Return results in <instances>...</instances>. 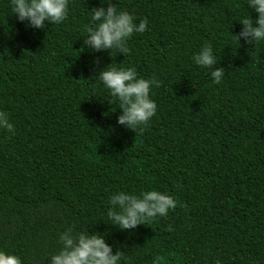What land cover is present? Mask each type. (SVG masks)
<instances>
[{"label":"trees","instance_id":"1","mask_svg":"<svg viewBox=\"0 0 264 264\" xmlns=\"http://www.w3.org/2000/svg\"><path fill=\"white\" fill-rule=\"evenodd\" d=\"M111 3L148 21L127 54L84 44L101 0H69L43 28L0 0V111L14 126L0 129V250L47 264L74 224L106 233L120 264H264V42L231 36L256 13L247 0ZM208 43L219 84L192 61ZM108 66L159 82L142 129L116 124L122 109L97 78ZM150 189L177 207L135 229L108 223L113 193Z\"/></svg>","mask_w":264,"mask_h":264},{"label":"clouds","instance_id":"2","mask_svg":"<svg viewBox=\"0 0 264 264\" xmlns=\"http://www.w3.org/2000/svg\"><path fill=\"white\" fill-rule=\"evenodd\" d=\"M105 4L108 5L106 9ZM247 8L254 11L256 17L249 14L238 20L241 31L231 36L236 43L241 38L248 43L264 42V0H247ZM68 10L69 0H10V11L20 22L27 21L26 26L32 28H43L45 21L60 24L67 18ZM90 11L92 23L85 29L84 44L95 51L116 49L127 54L128 38L147 30L146 19L136 23L128 11L118 10L111 0L107 3L101 0V6ZM192 61L201 68L211 69L214 83L222 81L225 69L213 67L218 60L211 43L201 46ZM97 78L122 109L116 119L117 125L135 131L142 129L156 114L157 104L150 96L152 88L159 86L154 78L140 77L131 67L116 66L106 67ZM13 128L7 114L0 111V129L12 132ZM176 207L175 197L168 192L156 189L141 190L139 193L118 191L108 198L104 215L108 223L120 230H130L157 217H164ZM105 236L106 233L77 231L74 224L70 225L58 233L59 250L48 257L47 264H120L121 251L113 253ZM0 264H22V260L18 255L0 250Z\"/></svg>","mask_w":264,"mask_h":264}]
</instances>
